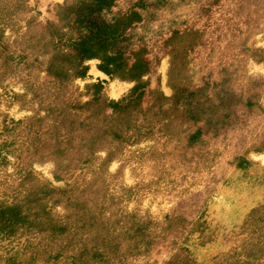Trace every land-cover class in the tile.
I'll use <instances>...</instances> for the list:
<instances>
[{"label":"rangeland","instance_id":"374dc122","mask_svg":"<svg viewBox=\"0 0 264 264\" xmlns=\"http://www.w3.org/2000/svg\"><path fill=\"white\" fill-rule=\"evenodd\" d=\"M78 4L0 0V143L6 144L0 146V202L21 195L25 168L58 187L97 183L105 191L106 214L113 213L120 225L139 226L130 234L139 250L126 264H225L246 237L239 233L243 219L264 196V0H115L113 12H128L126 33L133 37L124 66L114 76L99 70V79L89 73L99 60H87L86 76L59 89L44 69L40 32L52 31L59 5ZM139 77L146 82L143 108L156 88L177 104L193 91L191 107L215 106L209 125L189 122L187 132L206 127L203 141L187 144L186 132L177 131L184 118L176 112L166 135L155 129L137 143L116 142L86 163H77L84 148L54 146L48 105L83 104L89 98L85 84L100 81L101 112L108 116L109 101ZM247 99L252 106L245 105ZM39 116L44 119L37 121ZM220 118L223 123H216ZM238 157L252 162L250 171L237 167ZM60 163L71 168L58 171L57 179ZM102 163L105 170L94 175ZM12 246L17 241L0 234V254Z\"/></svg>","mask_w":264,"mask_h":264},{"label":"trees","instance_id":"16d2710c","mask_svg":"<svg viewBox=\"0 0 264 264\" xmlns=\"http://www.w3.org/2000/svg\"><path fill=\"white\" fill-rule=\"evenodd\" d=\"M114 6L115 0H79L77 6L59 5L58 20L50 25L52 31L40 32L41 54L47 55L44 69L59 89L86 76L87 60L97 58V69L109 76L124 66L133 37L126 33L130 26L128 12H113ZM55 41L59 42L58 47ZM62 42L66 49L63 54ZM63 55L68 56L65 67L55 70ZM145 83L139 77L120 98L110 100L112 112L108 116L101 112L104 87L100 81L85 84L89 98L83 104L67 102L59 109L48 105L45 114L52 115L48 131L54 146L63 150L75 145L78 149L84 148L77 163H86L96 151L112 148L116 142L137 143L151 138L155 129L166 135L176 112L184 118L177 131L186 132L187 144L203 141L206 127L202 125L210 124L215 106L209 110L199 104L191 107L187 99L193 91L177 104L156 88L149 92L151 104L143 108L141 89ZM245 105L252 106L253 102L247 99ZM42 119L39 116L36 120ZM200 120L203 124L187 132L190 121L195 124ZM215 122L223 123V118ZM170 130L175 132L172 127ZM36 131H40V124ZM0 146L4 148L5 142ZM63 150L59 149L58 155ZM110 158L109 153L104 161ZM236 163L246 172L252 166L244 157H238ZM69 165L58 164L54 177H61L58 171L68 172ZM104 166L102 163L93 174L100 175ZM32 175L25 168L21 195L11 202H0V234L17 241V246H12L5 255L0 254V264H126L127 257L139 250L138 241L132 242L130 235L139 226L134 222L120 225L113 213L106 214L105 191L99 184L75 181L58 187ZM30 178L35 181H29ZM57 205L61 206V212L54 210ZM239 228V233H245L246 237L231 250L225 264H264V196L249 210ZM124 236H128V241Z\"/></svg>","mask_w":264,"mask_h":264},{"label":"crops","instance_id":"0c3cea01","mask_svg":"<svg viewBox=\"0 0 264 264\" xmlns=\"http://www.w3.org/2000/svg\"><path fill=\"white\" fill-rule=\"evenodd\" d=\"M54 1H59V0H54ZM89 73L93 74L96 78H99V79L102 78L101 73H100L99 70H97L96 68H92V67H91Z\"/></svg>","mask_w":264,"mask_h":264}]
</instances>
